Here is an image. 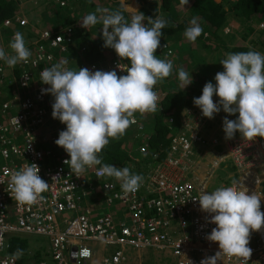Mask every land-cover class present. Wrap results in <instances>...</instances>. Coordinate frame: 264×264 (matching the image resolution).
<instances>
[{
	"label": "built area",
	"instance_id": "2783aa9c",
	"mask_svg": "<svg viewBox=\"0 0 264 264\" xmlns=\"http://www.w3.org/2000/svg\"><path fill=\"white\" fill-rule=\"evenodd\" d=\"M13 1L17 5L14 14L0 17V48L12 55L9 43L14 33L21 32L31 57L27 63H18L13 68L0 60V91L7 96L0 102V236L4 242L0 264H17L15 256L5 252L7 238L15 232L48 236L51 261L38 258L33 264L92 263L97 250L93 247L95 241L104 249L99 251L100 264H143L148 248L164 249V257L170 260L165 264H200L202 259L219 251L217 242L206 239L215 224L209 222L210 214L201 211L194 198L207 191L217 168L227 166H231V180L220 186L241 182L249 194L254 192L262 197L264 138L247 141L236 134L226 139L221 149L210 147L209 167L202 172L203 159L192 160L191 145L205 141L200 131L207 118L192 102L181 110L177 130L161 158L155 159L158 154L154 148L139 146L141 156L135 159L144 161L145 154L149 157L145 156L147 168L136 192L125 194L118 182L98 177L99 165L76 176L64 163L68 154L54 143L66 125L60 121L53 127L48 125L54 97L42 91L49 85L39 80L41 71L58 63L60 55L76 42L75 24L63 22L61 17L59 21L54 19V24L37 26L38 19L32 22L33 15L28 18L30 15L22 12V5L51 1L58 10L65 11L71 3L78 5L84 0ZM79 35H84L83 29ZM162 46L167 48L166 43ZM108 50L111 58L92 62L89 68L127 74L128 65L112 48ZM174 120L173 114L167 116L168 123H175ZM137 128L141 135V125ZM209 140L211 145L218 143L216 138ZM47 142L50 145L45 147L43 144ZM31 163L38 165V174L49 183V190L37 204L19 206L11 197L8 173ZM114 245L116 248L110 250ZM249 247L252 254L248 264H264V228L255 231ZM82 249L89 250L88 258L73 256ZM218 264H243V261L221 254Z\"/></svg>",
	"mask_w": 264,
	"mask_h": 264
},
{
	"label": "clouds",
	"instance_id": "9594fccd",
	"mask_svg": "<svg viewBox=\"0 0 264 264\" xmlns=\"http://www.w3.org/2000/svg\"><path fill=\"white\" fill-rule=\"evenodd\" d=\"M84 1L78 5L71 3L66 11L74 18L67 22L75 24L78 38L74 44L79 41V45L87 48V38L82 40L79 32L83 29L82 36L85 37V28L99 24L103 46L112 48L121 60L129 61L130 66L125 70L126 75L118 76L115 70H71L65 67L70 63V59H66L41 71L39 80L49 85L42 91L54 97L51 116L66 125L54 143L68 154L69 159L64 163L76 176L79 177L86 168L99 165L98 177L115 179L120 182L123 193H134L143 183L142 174L134 173L128 167L118 168L103 163L100 153L110 139L125 135L127 129L136 123L137 113L144 115L158 111L160 97L154 87L172 75L173 62L159 58L156 51L160 47L162 29L170 22L158 16L155 19L147 17L145 23L146 17L142 12L138 11L129 19L120 8L97 7L85 15L81 23L71 14L74 11L79 13ZM188 2L180 0L184 6ZM57 18L58 21L61 19L60 16ZM202 33L200 22L193 17L183 34L189 42H194ZM9 47L12 55L0 48V60L5 61L9 68L28 62L31 52L21 32L14 33ZM67 52L62 53L65 58ZM219 63L223 71L215 73V84L210 81L204 84L202 94L193 98L194 105L208 119L221 109L229 115L238 114L235 119L224 117L225 139L234 138L237 132L247 141L264 138V54L256 50L230 52ZM178 79L183 88L192 83V76L183 68L178 70ZM214 95L218 101L213 100ZM182 109L171 114L177 117ZM175 119L174 122L179 124ZM38 173L39 167L35 163L25 164L8 173V188L19 206L31 207L44 199L42 194L49 190V183ZM261 198L254 192L249 194L247 187L236 181L211 192L203 191L194 198L198 200L200 210L210 214L209 222L215 224L206 239L217 242L219 248L214 255L202 259L200 264H218L221 254L248 264L252 254L249 247L251 233L264 228ZM3 247L0 236V248ZM17 252L22 254L21 250ZM77 255L88 258L90 252L82 249L73 253V256Z\"/></svg>",
	"mask_w": 264,
	"mask_h": 264
},
{
	"label": "trees",
	"instance_id": "16d2710c",
	"mask_svg": "<svg viewBox=\"0 0 264 264\" xmlns=\"http://www.w3.org/2000/svg\"><path fill=\"white\" fill-rule=\"evenodd\" d=\"M159 1L161 10L163 12L167 11V13H163L162 15L158 14V3L156 0H143V5L140 7L139 12H142L146 17L145 23H147V17L155 19L158 16H163L170 23L162 29V36L182 29L186 25V20L182 19L176 25H172L171 23V21H173V14L170 2L173 0ZM178 2H180V0H178ZM117 8H120L125 17L130 19L132 14L124 12L120 5L113 6L110 9L114 10ZM16 9L17 5L13 0H0V17L11 16ZM189 9L198 16V21L203 28L202 38L207 36V41L214 42V61L207 62V59H205L206 55L213 47H210L207 45L208 43H205L203 39L198 37L195 40L196 43L193 45L194 47H190L188 51L191 59L189 58L187 62H189V64L192 63L191 66L193 65L189 72L192 76V83L184 88L182 87V90L174 91L172 89H167L163 91L159 102L160 110L158 109L156 113H146L144 115L137 113L135 117L137 123L131 125L127 129L125 135L119 139H110L109 144L100 153L103 163L115 165L118 168L128 167L132 172L139 174L140 172L136 170L137 167L134 166V163L141 164L140 168H143L146 163L144 161H147L146 157L149 156L146 154V157L142 155L144 161H142V159L136 160L135 158L133 160L129 153L133 145L136 144V147H138L139 145L146 144L147 147L154 148L155 151H157L158 155L155 159L161 158L166 153L171 136L178 126V123H168L166 115L171 114V112H179L180 108L190 104V101L193 100L194 97H199L202 94V88L206 82L210 81L215 84V73L223 71V66L219 61L225 58L226 53L256 50L264 54V0H193L190 2ZM66 11L67 10L60 11L61 14H59V16L63 18V22H71L74 18L66 14ZM69 12H71V10ZM189 20H191V18ZM231 21H237L239 23L240 30L238 34L241 41L239 38H236V33L231 34L232 31H224V28L230 24ZM55 22L54 20V23ZM257 22L263 26H256ZM204 31L207 32L206 35H203ZM79 36L82 40H85V37ZM248 37H250V39L247 40V43H242L244 41L243 38ZM103 44V38L93 41L90 48L83 52L79 62H98L103 59L104 56L107 57L106 50L108 47H104ZM73 51V47H70L66 53V57ZM156 54L159 57L158 50ZM123 62L126 63L128 67L130 66L129 61L123 60ZM99 69L102 70L101 68ZM214 97V101H216L217 97L215 95ZM223 113L227 114L224 111ZM178 114L179 113H177V115ZM236 115L238 114L231 115V119H235ZM138 124L142 127L141 135L140 130L137 128ZM215 132L217 134L214 133V136L218 138L223 137L220 129ZM236 134H239V132ZM140 154L137 155L141 156ZM233 168L232 166V169ZM229 169H231V166ZM225 176V180L229 181L227 175ZM113 180L116 181L115 179ZM116 182H118L119 187L120 182ZM22 241L23 239L17 235H10L7 238L5 252L14 255L17 264H28L25 260L27 257H29V263H31L38 258L45 259V257L49 256L48 251L41 253L37 249H26L27 245ZM16 248L21 249L23 255L17 253V251H15ZM46 260L50 262L51 258Z\"/></svg>",
	"mask_w": 264,
	"mask_h": 264
},
{
	"label": "rangeland",
	"instance_id": "374dc122",
	"mask_svg": "<svg viewBox=\"0 0 264 264\" xmlns=\"http://www.w3.org/2000/svg\"><path fill=\"white\" fill-rule=\"evenodd\" d=\"M86 2H88L87 5H89L90 8H94V7L97 6L96 3H94L92 0H86ZM22 12L27 14V15H30V16H28V18H30L31 15H33V17L31 18V21L34 20L35 18L38 19L37 22H39V23H37V26L51 24V23L54 24V20L53 19H57V16H59V14H61V12L51 2H47V3L40 2V3H37V4L26 2V3H24L22 5ZM71 15H73L76 18V20L79 18L78 13L75 12V11ZM36 19H35V21H36ZM82 20L83 19L81 17V19H78L77 21H79V22L81 21V23H82ZM98 26H99V24H98ZM98 26L96 25V26L92 27V29H95L97 27V30H101ZM256 26H259V22L256 23ZM239 30H240V25H239V23L237 21H235V23L228 24L224 28L225 32H231L232 31L231 34L236 33L235 34L236 38H239V40H240V37H239V34H238ZM29 32H30L29 35L31 36V34H32L31 30H29ZM94 32L97 33L96 31H94ZM205 32L206 31H204L203 35H206ZM203 38H204L203 39L204 42L208 43L207 45H209L210 47H213L212 50L206 55V58H205V59H207V62H212V61H214V57H215L214 56V42H209V40L207 41L206 40L207 36L203 37ZM243 39H244V41L242 43H247V40L250 39V37L243 38ZM195 43H196V41H195ZM62 56L63 55L61 54L60 57H59L60 61L64 60V58H63L64 56L63 57ZM70 63L74 64V63H78V61H76V59L74 57L72 61L70 60ZM201 63H204V62H201ZM75 65L76 64H74L73 66H75ZM214 99H215V97H213V100ZM218 99L219 98L217 97L216 101H218ZM190 102H188V103L192 104L193 100H191ZM173 116H174V118H177V120L180 118V115H178L177 117H175V115H173ZM225 116H227L228 119H231V115L224 114L223 110L221 109L220 112L214 114V117L212 119H208L207 118L206 119L207 122H205V125H203V127L201 128V131H200V133L204 136L203 138H204L205 141L203 143H199V144H197L195 146L193 144L191 145V151H193L192 160L195 161V160H197V158L203 159L202 160L203 163H202V165L200 167V170L202 172H204L209 167V159H211V157H212V152H211L210 147H213L214 150H218V149H221V147L224 145V141L226 139H225V133L223 131V119H224ZM49 120L50 121H48V125H50V127L51 126L52 127L55 126V124H58V122H59L58 119H54L52 117ZM218 129H220L221 133L223 134L222 138H218V137L214 136V133H216L215 131H217ZM175 130H177V128ZM211 138H216L218 143L211 145L212 142H210V140H209ZM207 139L209 140V143H208ZM222 142H223V144H222ZM47 143L48 144L44 143L43 145L45 147L49 146L50 143L49 142H47ZM44 146H42V147L44 148ZM132 150L133 151L136 150V144L133 145ZM136 156H138V155H136ZM1 163H2V160L0 158V165H1ZM134 166L137 167L136 170H138L141 174H144L143 171L147 167L146 164H145V167L140 168L141 164H135V163H134ZM230 173H231V170L229 169V166L217 168L215 170V173L213 174L212 178L210 179L209 184L207 185V191L208 192L213 191L215 188L219 187L222 183H227L228 184L230 182V180H231V178L229 176ZM225 175H227V177L229 178V181L225 180L226 179ZM90 202L91 203H97L96 201H90ZM262 208L263 209L261 211L264 212V207H262ZM69 216H70V214H69ZM10 235H17L21 239H23L22 242L26 243L25 245H27L26 249H28V248H30L32 250L37 249L41 253L48 251L49 252V256L45 257V259H49L50 258V249H49L50 248V243H49L48 236L43 235V234L23 233V232H15V233L9 234V236ZM253 235H255V231H253L251 233L250 242L253 240ZM93 247L95 249H97L96 250V255H95L92 263H88V264H97V262L100 264V262H99L100 260L99 259L101 258L102 254H100L99 251H103L104 250L103 246H102V244L100 242L95 241V242H93ZM109 248H110V250H113V249L116 248V246L114 245V246H111ZM17 250H21V249H17L16 248L15 251H17ZM131 251L134 254L136 253L135 249H132ZM164 254H165V250L164 249H158V248H155L154 250L150 249V248L145 249L144 256H146V260L143 261V264H165V263H169L170 260L168 258H165ZM25 260H26V263H28V264H33L34 263V262L33 263L32 262L29 263V261H30L29 257H27Z\"/></svg>",
	"mask_w": 264,
	"mask_h": 264
},
{
	"label": "crops",
	"instance_id": "0c3cea01",
	"mask_svg": "<svg viewBox=\"0 0 264 264\" xmlns=\"http://www.w3.org/2000/svg\"><path fill=\"white\" fill-rule=\"evenodd\" d=\"M92 1L94 3H96L97 6L94 8H90L89 5H87L88 2H86V0H85L81 4L82 7L79 9L80 11L78 13V15H79L78 19H81V17L83 19V17L85 15H87L89 12L95 11V9L97 7H106V8L110 9L116 5H120L122 7V9L124 10V12H127V13L134 15V14L138 13L140 7L143 5V0H92ZM156 1L158 3V14L162 15L163 13H167V11L163 12L161 10L160 1L159 0H156ZM192 1L193 0H190L188 2V4L185 6L182 5L180 2H178V0L177 1L173 0L170 2L171 3L170 6H172V14H173V18H172L173 21H171L172 25H176L182 19L186 20V25L182 29L176 30L171 34L163 35L160 38V47L157 49L159 52V58L171 60L172 62H174L172 75L170 77L164 79L163 81L158 82L154 87V91H157L160 98H161L163 91H165L167 89H172L174 91L182 90L183 86H182V83L180 82V80L178 79V70L180 68H183L185 71L190 72L192 69V66H193V65L191 66L192 63L189 64V62H187V61L189 58L191 59L188 51H189L190 47H194L193 45H194L195 41L189 42L183 34L185 29L189 26V22H190L189 19L190 18L192 19L193 17H195L198 20V16L196 14H194L193 12H191L189 9L190 2H192ZM231 23H235V21H231ZM98 27L101 29V25H99ZM89 29H91V32L89 31ZM85 30L87 31L86 32L87 35L85 36V38H87V41H86L87 42V48H84V49L87 50L90 48L92 42L102 38V35H101V30H97V27L95 29H92V27H89L88 29L85 28ZM94 31H96L97 33H95ZM199 37L201 39H204V38H202V35ZM163 43H166L167 48L162 46ZM82 49L83 48L81 45H79V41H78L73 46L74 51L70 52V54H69V56H67V58L64 57V60L70 59L71 61L75 57L76 61H78V63H74V64H76L75 66H73L74 65L73 63L68 62L67 65H68L69 69L78 70L79 68H88L90 71H96V70L89 68L90 62H88V63H80L79 62L81 56L83 55V52H85V51H82ZM168 50H170V51H168ZM106 51H107L106 52V54H107L106 61H107V59L111 58L112 54L110 53V51L108 49ZM97 70H100V69H97ZM6 97L7 96L5 94H3V91H0V102L3 101L4 98H6ZM48 121H50V120H48ZM205 122H207V121H205ZM46 144H48V143H46ZM139 146L136 147L135 151H133L131 148L129 153L131 154L132 158H136L135 156L137 154H140L139 153ZM262 188H263V192H264V181H263ZM262 207H264V193H263L262 198H261V210L263 209ZM33 262H35V260Z\"/></svg>",
	"mask_w": 264,
	"mask_h": 264
}]
</instances>
